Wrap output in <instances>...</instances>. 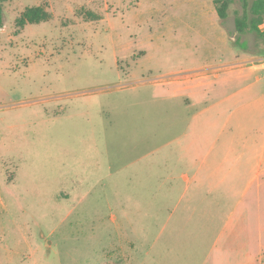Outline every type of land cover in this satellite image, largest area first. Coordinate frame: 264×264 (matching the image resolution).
<instances>
[{
    "label": "rangeland",
    "instance_id": "obj_1",
    "mask_svg": "<svg viewBox=\"0 0 264 264\" xmlns=\"http://www.w3.org/2000/svg\"><path fill=\"white\" fill-rule=\"evenodd\" d=\"M250 2L220 20L213 0H0V264H264L260 152L223 163L190 130L191 93L231 89L178 84L245 53L264 66V37L235 31ZM34 6L50 20L18 29Z\"/></svg>",
    "mask_w": 264,
    "mask_h": 264
},
{
    "label": "crops",
    "instance_id": "obj_2",
    "mask_svg": "<svg viewBox=\"0 0 264 264\" xmlns=\"http://www.w3.org/2000/svg\"><path fill=\"white\" fill-rule=\"evenodd\" d=\"M254 59L260 61L262 57H252L246 53L242 56H235L232 60L229 59L218 66L211 65L190 72L178 82L184 90L190 91L217 83V87L213 90L215 95L221 94L224 87L229 86L231 91L221 95L219 99L210 104H198L202 98L200 90L191 93L190 96L194 97L195 105L201 107L191 115L190 130L202 129L204 136L200 138L205 140L203 144H206V152L221 153L218 156L223 163L230 161L236 152H242V155L238 154V160L244 154L260 152L254 161L255 173L249 181L250 186L264 174V66L249 65ZM244 94L250 97L253 95V97L243 102ZM230 100L236 106L229 107V109L224 108L225 103ZM214 110L218 111L217 118L212 114ZM191 135L189 151L192 152L197 147L199 137L192 132ZM206 168L207 182L211 180V175L215 171L222 170L223 166L215 168L211 159L208 158ZM233 169H237V173L246 170V161L237 167H231L228 173H235ZM181 178L187 188L196 179V174L183 173Z\"/></svg>",
    "mask_w": 264,
    "mask_h": 264
},
{
    "label": "trees",
    "instance_id": "obj_3",
    "mask_svg": "<svg viewBox=\"0 0 264 264\" xmlns=\"http://www.w3.org/2000/svg\"><path fill=\"white\" fill-rule=\"evenodd\" d=\"M232 3V0H213L215 11L220 20L227 18V9ZM247 5V4H246ZM91 15V14H87ZM50 14L46 11L44 6L26 7L24 11L15 20V26L18 29L24 28L30 24H40L50 20ZM264 21V0H251L247 9L240 17H236L235 31L239 34L251 32L257 37H264V32L261 31L260 26ZM3 27V10L0 3V29Z\"/></svg>",
    "mask_w": 264,
    "mask_h": 264
}]
</instances>
